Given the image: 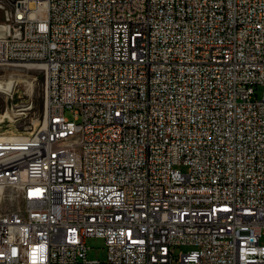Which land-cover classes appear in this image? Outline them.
Wrapping results in <instances>:
<instances>
[{"label":"built area","instance_id":"2783aa9c","mask_svg":"<svg viewBox=\"0 0 264 264\" xmlns=\"http://www.w3.org/2000/svg\"><path fill=\"white\" fill-rule=\"evenodd\" d=\"M0 7L49 101L0 132V264H264V0Z\"/></svg>","mask_w":264,"mask_h":264},{"label":"rangeland","instance_id":"374dc122","mask_svg":"<svg viewBox=\"0 0 264 264\" xmlns=\"http://www.w3.org/2000/svg\"><path fill=\"white\" fill-rule=\"evenodd\" d=\"M4 7L8 3H4ZM3 21V9L0 7V23ZM1 28V25H0ZM29 65V66H28ZM0 79L14 80V88L9 93L0 92V113L7 112L11 119L0 121V132L6 135L28 134L39 128L44 119V78L38 65L32 63H15L2 65L0 61ZM17 80V81H16ZM259 88L258 91H260ZM65 116L73 118L72 112L66 110ZM7 193L13 195L10 189ZM2 198L0 209L13 206L17 197ZM261 243H264L262 231ZM86 256L88 259L104 260L107 255L104 238L88 236L85 240ZM190 246H181L177 249L187 250Z\"/></svg>","mask_w":264,"mask_h":264},{"label":"bare ground","instance_id":"6f19581e","mask_svg":"<svg viewBox=\"0 0 264 264\" xmlns=\"http://www.w3.org/2000/svg\"><path fill=\"white\" fill-rule=\"evenodd\" d=\"M43 78H44V83H46V73H43ZM13 88H14V80L0 79V92L1 93H5V94L9 93L13 90ZM44 102H45L44 108H49V101H44ZM3 119H11L10 114H8L7 112L0 113V121H3ZM2 198L4 197L3 195H1V187H0V203H1Z\"/></svg>","mask_w":264,"mask_h":264}]
</instances>
